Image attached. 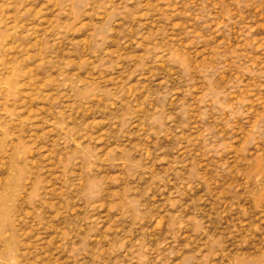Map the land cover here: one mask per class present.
Wrapping results in <instances>:
<instances>
[{"label": "rangeland", "instance_id": "obj_1", "mask_svg": "<svg viewBox=\"0 0 264 264\" xmlns=\"http://www.w3.org/2000/svg\"><path fill=\"white\" fill-rule=\"evenodd\" d=\"M0 264H264V0H0Z\"/></svg>", "mask_w": 264, "mask_h": 264}]
</instances>
